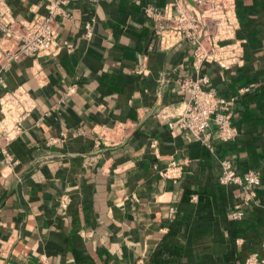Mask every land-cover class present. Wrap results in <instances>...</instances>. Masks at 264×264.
Listing matches in <instances>:
<instances>
[{
  "label": "crops",
  "instance_id": "1",
  "mask_svg": "<svg viewBox=\"0 0 264 264\" xmlns=\"http://www.w3.org/2000/svg\"><path fill=\"white\" fill-rule=\"evenodd\" d=\"M7 1L28 20L55 0ZM69 1L61 52L13 64L0 87L34 101L0 141V264L249 262L264 235V0H235L243 60L231 67L197 62L188 42L160 47L165 20L144 9L170 0ZM202 77L236 98L232 142L170 126L182 85ZM226 159L260 172L252 200L219 182Z\"/></svg>",
  "mask_w": 264,
  "mask_h": 264
},
{
  "label": "built area",
  "instance_id": "2",
  "mask_svg": "<svg viewBox=\"0 0 264 264\" xmlns=\"http://www.w3.org/2000/svg\"><path fill=\"white\" fill-rule=\"evenodd\" d=\"M69 3V0L52 1L46 6V14L36 13L26 20L17 19L8 1L0 0V87L13 64L30 58L56 56L61 52L63 46L58 42V36L62 21L71 16L66 9ZM144 11L150 19L165 20L157 31L160 47L188 42L194 48L197 62L223 67L237 65L243 60V44L236 40L239 20L235 0H170L163 8L150 5ZM86 35H92L91 25H87ZM208 83L209 79L202 77L182 85L190 95L189 101L184 112L170 126L178 128L186 138L212 147L217 140L232 142L236 139L232 108L236 98L220 96L206 88ZM33 107L32 97L22 87L0 96V141L3 144L8 145L10 138L2 136V132L11 123L19 126L21 118ZM221 165L219 182L239 187L245 193L244 199L252 200L262 187L260 172L239 173L230 159L223 160ZM173 168L168 167L164 175H173ZM232 216L237 220L243 218L241 205ZM253 261L257 260H249L250 263Z\"/></svg>",
  "mask_w": 264,
  "mask_h": 264
},
{
  "label": "rangeland",
  "instance_id": "3",
  "mask_svg": "<svg viewBox=\"0 0 264 264\" xmlns=\"http://www.w3.org/2000/svg\"><path fill=\"white\" fill-rule=\"evenodd\" d=\"M257 260V261H253V262H247L248 264H264V235L262 238V244H261V248L255 252H253L252 254L247 256V260ZM245 263V264H247Z\"/></svg>",
  "mask_w": 264,
  "mask_h": 264
}]
</instances>
